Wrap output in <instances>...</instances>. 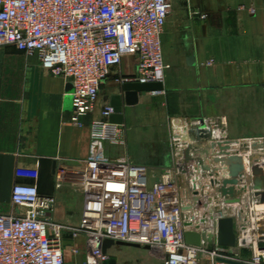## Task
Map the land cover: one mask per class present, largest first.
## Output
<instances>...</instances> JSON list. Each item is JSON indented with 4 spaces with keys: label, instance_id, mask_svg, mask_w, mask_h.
Segmentation results:
<instances>
[{
    "label": "crops",
    "instance_id": "crops-1",
    "mask_svg": "<svg viewBox=\"0 0 264 264\" xmlns=\"http://www.w3.org/2000/svg\"><path fill=\"white\" fill-rule=\"evenodd\" d=\"M162 51L161 94L140 93L138 104L126 105L121 80L137 74L136 58L127 57L102 86L94 112L74 126L72 84L53 76L36 55L0 47V215L17 211L12 189L26 184L56 198L55 222H81L83 196L76 171L90 155L91 123L116 96L124 102L123 124L117 125L123 134L121 142L105 144L113 160L172 168L181 145L177 124L213 136L222 133L220 140L231 141L226 153L253 160L249 149L236 143L247 148V142L264 141V0H175ZM206 145L201 137L190 155L204 160ZM218 150L207 154L224 157ZM255 165L264 170L263 160ZM64 234V264H86V238ZM106 253V264L165 263L145 247L114 245ZM208 261L202 257L201 264Z\"/></svg>",
    "mask_w": 264,
    "mask_h": 264
},
{
    "label": "built area",
    "instance_id": "built-area-1",
    "mask_svg": "<svg viewBox=\"0 0 264 264\" xmlns=\"http://www.w3.org/2000/svg\"><path fill=\"white\" fill-rule=\"evenodd\" d=\"M174 1L0 0V47L36 55L53 76L68 80L73 87L70 123L81 126L125 58H136L137 74L122 84H163L162 36ZM113 114L106 106L91 123L90 155L76 171L83 196L81 222L73 227L55 222V197L16 184L11 200L17 211L0 215V264H64L65 232L86 238V264L107 263L109 256L101 248L107 239L149 247L164 264H201L202 257L224 264L220 260L240 255L242 251L231 255L215 240L211 251L186 243L185 223L205 217L195 193L185 194L200 166L182 156V141L176 146V164L165 170L106 156V143L122 141V129L109 121ZM216 231L215 225L209 233L216 236ZM257 248L246 264H264V246Z\"/></svg>",
    "mask_w": 264,
    "mask_h": 264
},
{
    "label": "bare ground",
    "instance_id": "bare-ground-1",
    "mask_svg": "<svg viewBox=\"0 0 264 264\" xmlns=\"http://www.w3.org/2000/svg\"><path fill=\"white\" fill-rule=\"evenodd\" d=\"M176 130L178 132V137L183 142V150L186 151L189 154L192 152L193 148H195V144H197L198 141L201 140V137L204 135H207L209 133L208 130L200 129V130H190L186 126H182L180 124L176 125ZM222 133H218V136L210 135L209 138H206L208 141V146L206 145V151H212L218 147L219 143L224 144L223 140H220L219 136H221ZM204 139V138H203ZM194 143V144H193ZM249 145H247V148L245 146L244 142L236 143L237 148L241 149H249L247 150L253 160H251V157L249 156L247 161L242 157L243 166L247 164L248 174L245 177L246 172L244 173L243 180L241 181V185L235 186L236 190L240 189V193L243 191V187L246 188V191H243L241 194L236 193L234 197L240 196L238 200H240L241 203L248 204L249 201H247V196L250 199L251 206H249V211H247V207L241 205L239 208V204L241 203H233V204H226L225 203V194L221 191L222 184L224 179L230 178V164L222 163V162H216L215 158H224L222 156H210L208 151L204 152V160L201 167L200 173H196L193 177H191L192 181L196 180V182L200 183H191L192 189L189 188V191L185 189V194L187 196L196 193L197 198H199L200 202L203 204V210H202V217L205 218H193L188 219L187 223H190V227L197 228L199 227V230L203 231L206 236H208L209 232H212L213 227L216 225L215 217L209 218L210 216H214L215 212L218 210H225L226 214H240V218L238 221L241 224V234L238 237V247L234 250V253L243 252L244 247L246 248L249 244L254 245V247L257 248V244L261 241L259 239H264V189L260 192V195L255 197V193L253 192V181L251 178V166L252 164L261 163V160H263L264 165V141H256V142H247ZM185 146V147H184ZM215 147V148H214ZM209 148V149H208ZM234 148V147H233ZM219 149V148H218ZM230 149V147H229ZM217 153H220V150L217 151ZM227 156H225L226 158ZM263 157V158H262ZM184 158L186 159L185 155ZM196 167L197 161H194V158H191L188 162ZM209 170L208 172L206 170ZM245 170V167H244ZM190 174V172H188ZM203 173H208V176L204 177ZM213 176V177H212ZM214 180V182L212 181ZM191 187V186H189ZM256 205H258L256 207ZM202 206V205H201ZM243 207V208H242ZM257 210L261 213L254 215L252 214V211ZM251 210V213H249ZM201 213V210L199 211ZM251 214V215H248ZM209 216V217H208ZM209 218V219H208ZM253 220H259L261 222L260 227L256 228L253 227L252 223L250 221ZM259 222V223H260ZM260 232L259 236L257 235V232ZM264 242V240H263ZM205 247V246H204ZM214 249V248H213ZM258 249V248H257ZM258 253V251H257ZM239 256V254H238Z\"/></svg>",
    "mask_w": 264,
    "mask_h": 264
},
{
    "label": "water",
    "instance_id": "water-1",
    "mask_svg": "<svg viewBox=\"0 0 264 264\" xmlns=\"http://www.w3.org/2000/svg\"><path fill=\"white\" fill-rule=\"evenodd\" d=\"M124 91V98L125 103L127 106H134L138 104L139 102V94L145 93V92H155V91H163V84L161 83H150V84H141V83H126L123 86ZM123 99L120 96H116L112 99L111 107L114 110V114L110 117L109 121L112 124L115 125H122L123 124ZM203 138H209L210 135H204ZM256 142V141H254ZM229 142H224V144H218V148L221 152V154H225L227 156L225 158H215L216 162H222V163H231L230 164V178L224 179L222 184L221 191L224 192L226 198L225 203L226 204H233V203H241L240 196L234 197L236 193L241 194L243 191H246V188L243 187V191L240 193V189L236 190L235 186L241 185V181L244 177V166L242 159L238 156H231L226 151H228L230 147ZM215 148V147H214ZM209 149V148H208ZM207 152V151H206ZM205 152V153H206ZM185 157L187 160L191 159V156L188 152H184ZM197 161V164L200 166L199 171L201 170L203 160L202 159H195ZM252 160V159H251ZM209 171L208 169L206 170ZM251 173L253 176V192L255 193V197L260 195V192L264 189V170L260 166H256L255 164H252L251 166ZM263 177V178H262ZM214 182V180H212ZM241 188V187H239ZM196 197L195 200L199 201V198H197V194L195 193ZM264 202V200H262ZM241 205L246 206V203L239 204V208ZM242 207V208H243ZM212 219L216 220V236L214 234H209L206 236L203 231L199 230V227L192 228L190 227V223H185V227L187 228L185 232V241L187 244L196 246V247H202L205 246L208 250H213L214 248V240L216 241V244L220 247H224L229 249V253L231 255L234 254V250L238 247V232L241 229V224L238 221L240 218V214H226L225 210H219L215 212L214 216H210ZM114 245H124V246H132V247H140L139 245L134 244H127L122 242H114L113 240L107 239L103 241L101 244V248L104 253L107 252V249ZM147 249H150L149 247H145ZM263 248V247H262ZM243 250H246L244 247ZM221 262H224L226 264H246L239 261L234 260H220Z\"/></svg>",
    "mask_w": 264,
    "mask_h": 264
},
{
    "label": "rangeland",
    "instance_id": "rangeland-1",
    "mask_svg": "<svg viewBox=\"0 0 264 264\" xmlns=\"http://www.w3.org/2000/svg\"><path fill=\"white\" fill-rule=\"evenodd\" d=\"M201 175H203V176H207L208 175V173H203V174H201ZM186 183H184V185H185ZM258 205H256V207H257ZM259 213H261V212H259L258 210H257V208H256V210H254V211H252V214H254V215H257V214H259ZM253 225V227L255 226L256 228H258V227H260V225H261V222L259 221V220H253V221H250ZM260 222V223H259ZM65 225H68V226H70V227H73V226H76L77 224H65ZM258 234V236H259V234H260V232L258 231L257 232ZM65 234H68L69 236H71L72 238H76V237H74L73 236V234L71 233V232H65ZM64 234V235H65ZM64 237V236H63ZM259 240H261L259 243H258V246H259V248H261V247H263L264 246V242H263V240L264 239H259ZM254 252H256V248L254 247V245H250V246H247L246 247V250H244L243 252H241V254L239 255V256H232V259L231 260H234V261H241V262H244V263H248V261H251V259L253 258V256H254ZM208 258V257H207ZM207 262V261H206ZM208 264H212V261H208ZM224 264H226V263H224Z\"/></svg>",
    "mask_w": 264,
    "mask_h": 264
}]
</instances>
